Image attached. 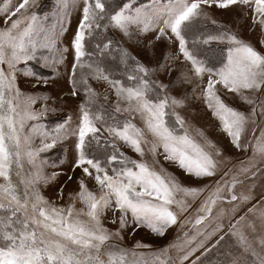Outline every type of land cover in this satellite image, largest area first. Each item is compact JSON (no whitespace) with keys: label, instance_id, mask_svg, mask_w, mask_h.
Segmentation results:
<instances>
[{"label":"snow or ice","instance_id":"6c2138e0","mask_svg":"<svg viewBox=\"0 0 264 264\" xmlns=\"http://www.w3.org/2000/svg\"><path fill=\"white\" fill-rule=\"evenodd\" d=\"M40 8V0L0 3V264H188L201 249H218L215 264H264V0H55L50 13ZM74 9L80 18L64 46ZM217 10L235 14L232 22L217 20ZM115 34L153 52L164 45L159 61L142 63ZM70 52L69 91L40 90L52 81L31 65L55 74ZM21 78L35 81L31 90ZM68 99L75 112L50 121ZM196 104L242 157L196 121ZM65 145L67 172L51 158ZM165 162L209 182L186 185ZM69 183L76 187L66 191ZM174 226L177 236L162 248L125 241V233L163 237Z\"/></svg>","mask_w":264,"mask_h":264},{"label":"rangeland","instance_id":"374dc122","mask_svg":"<svg viewBox=\"0 0 264 264\" xmlns=\"http://www.w3.org/2000/svg\"><path fill=\"white\" fill-rule=\"evenodd\" d=\"M0 3H2V0H0ZM40 4H41V8H40L41 12L50 13L54 9L55 0H40ZM234 15L235 14H233V13L220 11V10H217L215 12V18L224 24L231 23L233 18H234ZM79 18H80V11L78 9L72 10L70 13V17H69L70 23L68 24L67 33L63 38L64 46H68L70 44V41H71L72 37L74 36ZM2 26H3V22L0 21V27H2ZM241 34L245 39H249V40H252L253 42H255V36L250 35L247 28H244ZM115 35H116V39L120 40V42L124 45V47H126L128 49V51L133 56H135L137 59H139L142 63H145V64L150 65V66H155L157 61H159L160 56H161V50L164 49V45H157L156 48L154 49V52H153L152 50H145L142 47L137 46L134 42L125 41L119 34H115ZM166 51L172 52L174 50L167 49ZM71 63H72V55L70 52L67 56L66 65L61 67L57 72H55V74H53L50 70L42 68L41 66H39L35 63H33L31 65L29 70L34 71L35 73H37L41 76L48 77L52 81L50 83L49 87L47 89H44L43 87H41L40 90H42V91L46 90V91L50 92L53 97H59L63 93L69 91V84L67 82V75L66 74L70 70ZM173 75H175V73H173ZM159 78L161 80H163L165 83H167L169 80V77L167 75H164V74H159ZM33 83H35L34 80L21 78L20 87L24 90H31V85ZM94 87H96L97 90L101 93H103L105 90V86L103 84H94ZM76 105H77V101L73 100V99H68L67 105H61L58 103L56 105V107H58V108L63 107V111L58 113L56 116H50L49 120L54 122V121L60 119L61 117H63L65 115V113H74L75 109H76ZM236 106H239V105H236ZM194 108L197 111L196 121L201 126H204L208 130V133L213 140L219 141L220 144H222L225 148L228 149L229 153H231V155L233 157H236V156L242 157L244 155L243 153L237 152L235 149H233L231 147V145L229 144L228 138L223 133H221L217 130V128H216L217 122L211 119L210 113L206 114V113L201 112L200 111L201 106L199 104L194 105ZM64 147L67 148V151H62L61 149L58 148V149L53 151V153L51 154V158L61 160V162L65 165L63 170L65 172H67L68 171L67 164L72 159V152H71L70 145H65ZM124 150L127 152L128 155L133 156V158H135V153L131 152L129 149H124ZM164 166L166 168H168L169 171L176 174L183 181V183H185L186 185H201V184L209 182L208 180L197 181L194 179H190V178L186 177L179 169L173 167L172 165H170L166 162L164 163ZM49 171H51V169H49ZM65 179H66L65 176H61L57 185L49 187L45 191V195L48 196L49 198H55L56 187H58L60 184H63ZM75 187H76V185L74 183H69L66 187V191L73 190V189H75ZM206 194L207 193H205V195ZM202 199H203V197H201V200ZM253 202H255V201H253ZM199 203H200V201H197V203L195 205H193L192 210H194L198 206ZM249 206H251V205H249ZM192 210H190V211H192ZM181 220H183V217H181ZM109 226L114 227L111 225H109ZM130 231H131V229H129V232ZM185 231H187V228L185 229ZM178 232H179L178 227L174 226L171 229H169L167 235H165L163 237H158L146 229H140L136 233L135 237H131L127 233H125V241L128 244V246H131V244L135 240H141L143 242L150 243L154 248H162L165 245H168L171 242H173V240L177 236ZM181 235H182V233H181ZM215 239H218V237L213 238V241L210 242L209 247H211L212 243H215ZM227 239L228 238H226V240ZM223 247H224V242L221 243L220 248H223ZM203 252H204L203 249L196 252L190 258V261L188 262V264H191V260H195L196 257H198V256L201 257L202 264H215V258L218 255V249H213L211 252H208L206 255L202 256L201 254ZM172 254L175 255V253H172Z\"/></svg>","mask_w":264,"mask_h":264}]
</instances>
